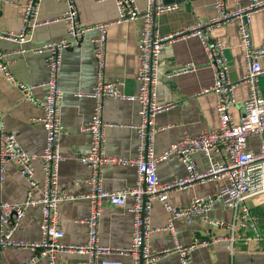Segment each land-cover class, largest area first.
I'll list each match as a JSON object with an SVG mask.
<instances>
[{
  "label": "crops",
  "instance_id": "0c3cea01",
  "mask_svg": "<svg viewBox=\"0 0 264 264\" xmlns=\"http://www.w3.org/2000/svg\"><path fill=\"white\" fill-rule=\"evenodd\" d=\"M248 0H239L245 5ZM25 0H0V32H18L23 27L22 12ZM144 8L146 0H136ZM176 10L160 13L155 17L154 26L163 36L178 32L213 14L212 0H179ZM232 8L234 0H226ZM80 20L83 25L101 22H114L107 32L106 75L110 81H121L123 93L130 99H107L104 102L103 117L109 124L106 128L104 149L110 156L135 157L137 152L136 126L140 123V103L133 99L138 93L136 71L138 67L139 38L143 30V20L115 22L118 10L113 0H77ZM66 9V0H42L39 19L47 21L60 16ZM67 25L63 21L48 22L36 26L25 42L16 37L0 35V49L11 52L10 69L15 77L26 84H42L48 77L44 55L34 52V48L66 35ZM87 35L77 46L65 49L59 71L58 85L62 90L61 123L63 133L60 138V150L63 160L59 167L61 189L72 199L60 204V227L64 230L63 240L80 244L86 241L87 227L80 220L89 212V204L81 195L91 189L87 180L92 174L91 168L78 158L89 151L90 134L82 129L93 112L94 101L89 96L96 79V67L93 47ZM212 35L221 39L226 47L230 75L238 81L246 72L243 48L236 22L223 24L212 31ZM264 41V11L253 14L251 23V42L258 46ZM195 66L194 70L170 75L186 66ZM213 83V73L207 65V58L200 40L195 36L178 37L163 47L160 55V80L157 86V103L167 105L153 117L157 127L154 135V148L161 154L184 132L197 133L204 128L217 125L215 95L212 92L201 93L203 88ZM264 94V78L260 79ZM248 88L238 84L235 90L237 104L233 112L239 117L243 100ZM42 98L46 87L41 85L33 91ZM0 108L6 128L15 132L21 147L29 153H39L45 144V130L39 118L38 106L23 99L22 92L11 84L0 72ZM260 139L252 136L248 147L256 150ZM195 160L200 171L208 169L209 161L203 153H196ZM219 159V156H217ZM184 164L175 156L159 162L158 175L163 183L186 176ZM103 186L107 190L131 188L135 184L136 167L128 165H105L101 168ZM40 163L36 162L35 178L42 180ZM220 184L219 180L208 178L192 182L182 188L169 191L170 202L184 206L194 197L211 194ZM27 181L20 174L14 162L6 164L4 181L0 184V204L17 203L26 198ZM40 193L36 191L35 194ZM132 198H127V204ZM245 205L257 217L261 236L256 237L250 228L236 230L237 238L228 240L232 232L228 226L234 221V210L222 202L212 206L204 215L193 216L189 223L184 219L176 220V236L183 244L204 241L192 250L195 264H264V193L256 194L245 200ZM41 210L38 206L29 207L22 222L12 232L17 241H33L41 236ZM168 213L161 202L155 200L151 214V226L154 231L150 237V249L171 248L173 240L165 230ZM220 222V223H217ZM133 236L132 214L124 207L103 200V209L99 224V242L111 247H127ZM250 238V239H249ZM29 248L7 247L1 250L0 264H24L31 257ZM123 264H133L129 255L111 254ZM83 255L76 252L64 253L59 264H83ZM34 264H48L44 258ZM158 264H182L176 252L161 256Z\"/></svg>",
  "mask_w": 264,
  "mask_h": 264
},
{
  "label": "built area",
  "instance_id": "2783aa9c",
  "mask_svg": "<svg viewBox=\"0 0 264 264\" xmlns=\"http://www.w3.org/2000/svg\"><path fill=\"white\" fill-rule=\"evenodd\" d=\"M42 0H25L23 4V27L18 32L2 31L0 35L16 37L25 42L36 26L43 23L63 21L66 23V35L58 40L45 43L34 52L44 55L48 77L42 84H26L18 80L10 69L11 52L0 49V72L23 94V99L38 106L39 118L45 130V144L39 153L25 151L15 132L6 128L0 108V184L4 181L6 164H17L20 174L27 181L26 198L17 203L0 204V257L1 250L7 247L29 248L31 257L24 264H34L44 258L48 264H59L64 253L76 252L84 256L83 264H123L121 260L108 258L107 255H129L133 264H158L161 256L176 252L182 264H195L192 250L204 241L183 244L176 236L175 222L184 219L191 222L194 215L205 214L219 202L234 210V221L228 224L232 232L227 236L233 242L237 238L236 230L250 228L253 235L260 237L257 217L245 205V200L253 195L264 193V94L260 79L264 78V41L258 46L251 42V23L253 14L264 11V0H248L240 5L234 0L235 7L230 8L226 0H212L213 14L178 32L163 36L154 26L155 17L162 12L176 10L179 4L166 3L164 0H146L144 8L136 0H113L118 18L115 22L143 20V30L139 38V55L136 78L138 93L133 99L140 103V123L136 126L137 152L135 157L110 156L105 152L106 128L109 125L104 117V102L107 99H130L122 91L121 81H110L106 75L107 32L112 22L83 25L80 20L77 0H66V9L58 17L41 21L38 17ZM230 22H236L240 34V44L246 72L235 81L231 78L226 47L221 39L212 35V31ZM90 38L96 67V79L89 96L93 99L91 118L82 125L90 134L89 151L78 158L88 165L92 174L87 180L91 189L80 198L89 204L88 214L80 221L87 227L86 241L80 244L63 240L64 230L60 227V204L75 196L61 189L59 167L63 160L60 150V138L63 133L61 123L62 90L58 85L62 54L65 49L79 46ZM195 36L204 49L207 65L213 73V83L200 92H212L215 95L217 125L204 128L197 133L184 132L161 154L154 148V135L157 127L153 117L167 105L157 103V86L160 80V55L170 40L178 37ZM195 66H186L170 75L194 70ZM245 84L247 96L243 100L239 117L233 112L237 104L236 87ZM46 87L42 98L36 97L34 89ZM257 136L259 146L249 148L248 140ZM203 153L209 161L208 169L200 171L195 160L196 153ZM170 156L177 157L185 166L186 176L171 182H161L158 175L159 162ZM219 156V159L217 158ZM36 162L40 163L43 177L35 178ZM128 165L136 167L135 184L131 188L107 190L103 186L101 168L105 165ZM208 178L219 180L220 184L208 195L194 197L184 206L170 202L169 191L182 188L192 182ZM36 191L40 193L35 194ZM132 203L127 204V198ZM124 207L132 214L133 236L127 247H111L99 242V224L103 209V200ZM158 200L168 213L165 230L171 234L173 245L162 250L150 249V237L153 203ZM38 206L41 210V236L33 241H17L12 238L13 230L20 225L29 207ZM220 223V222H217ZM250 239V238H249Z\"/></svg>",
  "mask_w": 264,
  "mask_h": 264
},
{
  "label": "water",
  "instance_id": "95a60500",
  "mask_svg": "<svg viewBox=\"0 0 264 264\" xmlns=\"http://www.w3.org/2000/svg\"><path fill=\"white\" fill-rule=\"evenodd\" d=\"M166 3L168 2H174V1H179V0H164Z\"/></svg>",
  "mask_w": 264,
  "mask_h": 264
}]
</instances>
